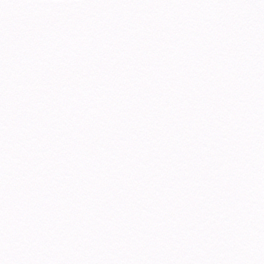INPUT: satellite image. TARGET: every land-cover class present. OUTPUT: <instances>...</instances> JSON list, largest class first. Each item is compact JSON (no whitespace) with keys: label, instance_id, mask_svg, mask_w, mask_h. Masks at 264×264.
I'll use <instances>...</instances> for the list:
<instances>
[{"label":"snow or ice","instance_id":"6c2138e0","mask_svg":"<svg viewBox=\"0 0 264 264\" xmlns=\"http://www.w3.org/2000/svg\"><path fill=\"white\" fill-rule=\"evenodd\" d=\"M0 264H264V0H0Z\"/></svg>","mask_w":264,"mask_h":264}]
</instances>
